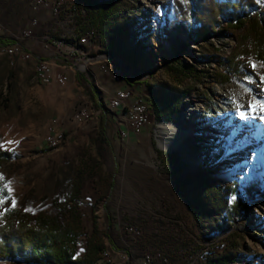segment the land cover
Masks as SVG:
<instances>
[{"label": "rangeland", "instance_id": "1", "mask_svg": "<svg viewBox=\"0 0 264 264\" xmlns=\"http://www.w3.org/2000/svg\"><path fill=\"white\" fill-rule=\"evenodd\" d=\"M177 1L121 0L120 28L99 34L90 48L80 45L95 58L80 73L86 84L73 86L56 78L42 84L36 75L41 58L59 62L52 48L43 49L47 38L58 37V19L38 0H0L1 37L32 53L11 57L0 46V150L11 154L0 162V218L16 208L72 229L82 264H89L86 248L99 242L95 264L126 256L143 264L153 249L173 264H204L225 252L238 256L233 264H264V120L242 119L237 107L247 111L250 102H264V60L250 44L239 48L244 29L225 20L214 35L193 40ZM80 2L97 12V4ZM255 4L249 13L257 20L264 3ZM121 36L124 49L138 56L133 64L109 50ZM80 38L66 36L62 45ZM235 50L236 66L229 68ZM166 85L190 90L177 109L165 110L159 101ZM119 87L135 94L123 109L110 105ZM134 99L146 106L138 132L131 126ZM162 131L169 149L160 147ZM54 133L63 139L49 147L46 136ZM197 176L229 189L227 215L197 221L184 196ZM129 225L140 231L137 239L126 234Z\"/></svg>", "mask_w": 264, "mask_h": 264}, {"label": "trees", "instance_id": "2", "mask_svg": "<svg viewBox=\"0 0 264 264\" xmlns=\"http://www.w3.org/2000/svg\"><path fill=\"white\" fill-rule=\"evenodd\" d=\"M98 5L93 16L94 25L101 35H110L120 28L119 16L123 6L121 0H88ZM256 0H178L176 9L180 20L188 22L193 40L200 42L216 33L220 20L228 25L242 29L243 33L236 39L241 50L250 44L254 54L264 60V13L252 16L249 11L255 7ZM184 6V8H183ZM183 8V10H182ZM247 24V25H246ZM126 34V33H124ZM113 38V37H112ZM125 37L117 38L116 44L109 47L115 55H126L133 64L138 56L134 49L125 50ZM14 44L0 35V45ZM128 45V43L126 44ZM127 47V46H126ZM237 50L227 59L228 67L234 68ZM160 88V87H159ZM153 90V89H152ZM154 91V90H153ZM187 87L178 88L164 86L160 90L159 101L164 103L163 109H177L178 105L189 95ZM10 152L0 150V162L10 157ZM228 188L216 185L197 176L190 187L184 190L185 201L197 221L211 217L227 215ZM242 207V205H240ZM97 226L93 225V233ZM75 233L69 228H60L43 216L32 218L30 214L12 208L6 210L0 218V260L18 261L24 264H82L81 258L75 256ZM103 247V243L91 245L85 250L84 261L95 264L93 253ZM238 256L225 252L207 258L204 264H233Z\"/></svg>", "mask_w": 264, "mask_h": 264}, {"label": "built area", "instance_id": "3", "mask_svg": "<svg viewBox=\"0 0 264 264\" xmlns=\"http://www.w3.org/2000/svg\"><path fill=\"white\" fill-rule=\"evenodd\" d=\"M39 3L46 9L50 10L53 18L58 19L57 28L58 37L57 38H47L49 40L44 43L43 49L51 50L54 57L59 61L62 67H70L74 74H80L86 70V64L90 61L88 57L89 49L75 48L74 44L62 45V38L66 36L82 37L89 41V48L96 43L99 37L97 27L94 25L93 16L96 12H89L82 9V2L80 0H38ZM80 14H87V22H80ZM33 24H36V20H33ZM1 31V29H0ZM31 30H25L24 36L28 39L30 38ZM2 47H9L10 56L13 54H26L29 58V54H32L29 50H23L24 46L21 43L14 42V44ZM107 59H110L107 57ZM41 75L40 82L42 84H47L51 82L54 77L51 74V69H44L43 59L41 58ZM58 82L64 83L66 78L64 76L57 75L55 77ZM117 81H122L123 78L116 76ZM132 96V91L128 88H119L110 99V105L113 107L124 108L125 101H129ZM145 111L146 106L143 104L141 99H134L132 101L131 119H132V130L138 132L145 122ZM80 118H86L87 115L79 112ZM46 143L50 147L56 146L50 144V137L46 136ZM126 234L130 235L133 239H137L140 236V231L137 227L129 225L125 227ZM109 262V261H108ZM143 264H173L171 258L168 254L161 252L159 249H153L151 251H146L142 256ZM119 264H136L131 262L128 257L123 261L112 262ZM110 263V264H112Z\"/></svg>", "mask_w": 264, "mask_h": 264}, {"label": "bare ground", "instance_id": "4", "mask_svg": "<svg viewBox=\"0 0 264 264\" xmlns=\"http://www.w3.org/2000/svg\"><path fill=\"white\" fill-rule=\"evenodd\" d=\"M88 43H89L88 40H86L85 38L81 37L80 39H78V44H75L74 47L75 48H79L81 44H88ZM1 50H2V52L6 53V55L10 56V51H9V49L7 47H2ZM40 64H41V61L37 64V68H36V74H37V78H38L39 81H40V75H41V66H40ZM43 67H44V69H48L47 63H45L44 61H43ZM82 112L85 113L83 110H82ZM85 115H87V114L85 113ZM165 128H166V130L170 129L169 126H166ZM158 133H159L158 137L161 138L160 139V147L162 149H169L170 146L167 144V140L164 137V135L165 134L167 135L168 132L166 131L165 133H163V131H162V132H158ZM48 136L50 137V144H54V145H57L63 139V135L61 133H54V134H51V135L48 134ZM107 255H108V252L107 251H103L102 256L105 258V256H107ZM112 264H117V263H112Z\"/></svg>", "mask_w": 264, "mask_h": 264}, {"label": "crops", "instance_id": "5", "mask_svg": "<svg viewBox=\"0 0 264 264\" xmlns=\"http://www.w3.org/2000/svg\"><path fill=\"white\" fill-rule=\"evenodd\" d=\"M39 57L37 56V59ZM44 61V60H43ZM47 63L48 69H51V74L55 78L57 75L64 76L70 83L75 86L76 84H79L81 86H84L86 83L85 78L81 74L75 75L70 69L66 67H62L59 62L57 63L54 59H45L44 61ZM49 64V65H48ZM37 75V74H36ZM120 88V87H119ZM125 88V87H121ZM135 94H133L132 98Z\"/></svg>", "mask_w": 264, "mask_h": 264}, {"label": "snow or ice", "instance_id": "6", "mask_svg": "<svg viewBox=\"0 0 264 264\" xmlns=\"http://www.w3.org/2000/svg\"><path fill=\"white\" fill-rule=\"evenodd\" d=\"M258 2L264 3V0H258ZM253 67H255L253 65ZM262 84H264V81H261ZM262 92H264V88L261 89ZM238 115H240V117L242 119H248L249 118V114L251 115L252 119H261L264 120V115H258V113H264V102H261L260 104L254 103V102H250L247 105V111L241 110L243 108L242 105H238ZM9 191H11V189H9ZM4 203V201L0 200V204ZM15 206V202L13 201V207Z\"/></svg>", "mask_w": 264, "mask_h": 264}]
</instances>
